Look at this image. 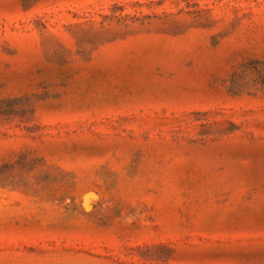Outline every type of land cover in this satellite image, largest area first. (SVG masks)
<instances>
[{"label":"rangeland","instance_id":"rangeland-1","mask_svg":"<svg viewBox=\"0 0 264 264\" xmlns=\"http://www.w3.org/2000/svg\"><path fill=\"white\" fill-rule=\"evenodd\" d=\"M0 264H264V0H0Z\"/></svg>","mask_w":264,"mask_h":264}]
</instances>
